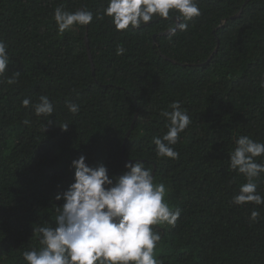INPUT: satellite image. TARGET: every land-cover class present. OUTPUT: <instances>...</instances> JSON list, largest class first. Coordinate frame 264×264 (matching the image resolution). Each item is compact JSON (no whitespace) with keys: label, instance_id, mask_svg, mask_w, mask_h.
Instances as JSON below:
<instances>
[{"label":"trees","instance_id":"trees-1","mask_svg":"<svg viewBox=\"0 0 264 264\" xmlns=\"http://www.w3.org/2000/svg\"><path fill=\"white\" fill-rule=\"evenodd\" d=\"M107 2L0 0L10 58L0 77V264H26L22 253L39 250L32 229L55 226L63 200L54 197L73 182L70 164L81 155L110 176L143 161L165 184V201L181 215L175 227L151 226L161 235L160 264H264V204L232 202L247 181L229 160L241 135L264 143V0H197L201 14L175 35L171 19L117 31L109 17L96 18ZM61 5L91 11L93 21L58 34ZM41 95L53 103L51 117L34 113ZM176 101L191 123L173 160L157 156L152 139L166 133L161 112ZM254 182L264 196V173Z\"/></svg>","mask_w":264,"mask_h":264},{"label":"clouds","instance_id":"clouds-1","mask_svg":"<svg viewBox=\"0 0 264 264\" xmlns=\"http://www.w3.org/2000/svg\"><path fill=\"white\" fill-rule=\"evenodd\" d=\"M200 14L197 0H108L103 15L97 14L96 18L109 17L117 31L129 27L138 29L154 19H171L175 27L169 25L168 31L169 35H175L177 30L186 31L187 21ZM93 18L91 11L69 12L63 5L56 7L53 14L58 34L73 25L87 26ZM125 51L123 46L116 49L118 55ZM9 63L7 45L0 40V77L4 76ZM7 83L15 84L17 80L8 78ZM30 105V99L22 101V106ZM33 107L37 116L51 117L54 112L53 103L46 95H41ZM66 107L72 114L80 110L73 102H67ZM169 107L171 111L161 112L168 121L167 131L162 137H153L152 143L157 156L175 160L179 153L172 146L191 119L179 101ZM23 123L28 125L30 121L26 119ZM68 126L64 123L59 127L67 131ZM235 145L229 157L230 168L243 174L247 182L240 186L232 202L264 204V196L257 193L254 182L264 173V162L257 163L255 159L264 156V143L241 135ZM70 167L73 182L54 197L56 201L63 200V204L56 207L55 226L32 229L41 247L22 253L26 264H160L154 257V249L161 235L151 226L175 227L181 215L180 208L173 210L165 201V184L154 183L151 170L139 160L125 163V171L119 176H110L103 164L89 166L84 155L72 160ZM258 217L259 212L253 210L250 219L256 221Z\"/></svg>","mask_w":264,"mask_h":264}]
</instances>
